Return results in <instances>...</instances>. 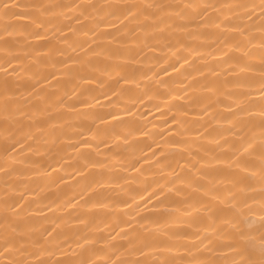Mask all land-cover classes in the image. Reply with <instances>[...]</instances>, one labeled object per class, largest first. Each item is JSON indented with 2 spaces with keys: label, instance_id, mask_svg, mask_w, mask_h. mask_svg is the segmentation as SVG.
<instances>
[{
  "label": "snow or ice",
  "instance_id": "snow-or-ice-1",
  "mask_svg": "<svg viewBox=\"0 0 264 264\" xmlns=\"http://www.w3.org/2000/svg\"><path fill=\"white\" fill-rule=\"evenodd\" d=\"M19 51L32 53L27 59L34 64L26 67ZM0 53V264H264V0L175 5L0 0ZM41 66L54 70L45 74ZM26 73H31L29 81L21 83ZM63 77L79 83L66 90ZM177 80L184 94L169 89L168 99L187 97L189 103L165 105L175 113L165 125H176L168 131L184 139L161 134L164 146L153 141L139 156L118 151V163L99 159L102 146L111 142L126 150L136 132L149 134L134 132L116 112L91 110L118 107L131 91L128 85L146 89L142 82L153 81L169 88V81ZM194 91L211 95L189 97ZM222 96L230 102L225 104ZM135 111L126 106L123 114ZM157 111L162 112L159 105ZM188 116L196 119H183ZM206 117L227 127L213 129V135ZM65 140L84 161L75 170L78 176L100 171L79 199L45 205L49 212L64 214L45 217L51 227H37L26 214L28 196L36 195L29 185L33 177L52 178L63 171L65 157L56 159L55 153L46 168L34 171L39 164L27 154L40 155L42 142ZM93 147L95 156L80 151ZM165 147L183 151L166 155ZM153 167L160 179L140 180ZM128 172L138 176L124 175ZM57 179L65 183L64 176ZM129 180L142 184L135 195L105 194L118 189L119 197ZM189 209L201 214L197 220L183 218ZM72 224L84 228L73 230ZM173 225L178 227L173 230ZM225 236L232 242L219 243ZM222 248L235 255H211Z\"/></svg>",
  "mask_w": 264,
  "mask_h": 264
},
{
  "label": "bare ground",
  "instance_id": "bare-ground-1",
  "mask_svg": "<svg viewBox=\"0 0 264 264\" xmlns=\"http://www.w3.org/2000/svg\"><path fill=\"white\" fill-rule=\"evenodd\" d=\"M24 2H32V0H24ZM40 2L44 3H63V4H72L74 2L79 3H86L89 2V0H40ZM91 2L98 3V4H110V3H120L123 2V0H91ZM140 2H145V0H140ZM148 3H162L166 5H175L180 4L184 2H188V0H146ZM196 2L203 3V2H211L214 4H220V3H227V2H237V0H196ZM258 3L259 0H256ZM69 15H72V13H69ZM198 22V19L195 21ZM258 23V22H257ZM258 35V33H257ZM16 39H21L17 37ZM87 39V37H85ZM194 44H200L201 41H193ZM19 48H23V44L18 45ZM134 47V46H133ZM2 54V53H0ZM16 54L20 55L22 58L25 59V66H31L34 64V61L28 60V55H33L32 53L25 54L24 51H19ZM149 55H156L159 56L160 53H149ZM65 57L57 56L56 59H64ZM210 62L211 58H210ZM18 67V65H17ZM161 67H164V65H161ZM36 69H33L35 71ZM51 67H43L41 66L40 71L44 72L45 74L48 71H53ZM24 76L23 81L21 83H26L29 81V77L31 76V73L22 74ZM162 75V74H161ZM165 80H168V77H164ZM201 79V78H198ZM228 79H233V77H228ZM62 80L66 81L67 83L64 84V88L66 90H71L74 84L79 83V81H69L68 77H63ZM143 84L147 85V88H136L135 85H128L127 88L131 89L130 92H126L122 99L118 100V107H99L92 109L91 111H95L100 115H106L108 112H116L120 120L123 122L124 125L130 126V129L135 132L136 129L142 130L147 132L148 136L140 135L138 132H136L133 137L131 138V147L127 148L126 150L124 148L117 149L115 147V144L109 143L108 147H101L100 151L103 153L99 157V159H109L113 163H118V159H116V153L119 151L122 153L123 156H131L132 152L135 151L136 155L139 156L142 153L140 152V149H143L144 152H147V144H151L153 141H155L157 144H160L161 146L165 145V140L161 139V134H164V136L171 140H183L184 137H177L175 135V132H169L168 128L175 129L176 125H165V120L171 119V116L175 113H168L167 108H165V105L167 104H175L177 106L181 105H187L189 103L187 97L185 100H169L168 99V91L169 89H172L175 91L176 95H183V87L184 84L177 80L175 83H172L169 81V88H161L158 85H156L153 81H143ZM85 87L96 89L97 85H85ZM23 90V89H22ZM228 91H245L246 89H239V88H233L229 87L227 89ZM50 91H57L56 89H50ZM145 92L148 93V95H145ZM210 93L201 92V91H194L189 92V97H204L209 96ZM152 96L151 99L148 97ZM67 99V98H66ZM113 99H117L113 97ZM142 100V102H139ZM221 100H223L226 103H229L226 99V97L222 96ZM74 102V101H69ZM105 105L108 104V101H102ZM160 106L162 112L165 114L164 118L161 119L162 112L157 111V106ZM132 107L135 111L134 115H125L123 114L124 108ZM199 108H193L191 111L198 112ZM64 111V110H62ZM81 111H89V109H81ZM218 112L226 113L227 109L225 107H217ZM183 119L186 120H192L196 119V117L188 116L183 117ZM206 122H210L212 124V128L209 129V131L212 132L213 135H216V133L213 131V129L216 128H222L227 127V125L221 124L217 125L214 122H211L209 118H205ZM32 123H35V121H32ZM76 124H83L85 126L90 125V120H77L74 121ZM99 123V122H97ZM115 123V122H112ZM100 127H104V125H99ZM35 130V129H33ZM68 135H72V131L70 129H66ZM256 134H259V130H254ZM223 141H221L222 143ZM69 141L65 140L63 143L57 142V144H52L49 142H42L41 147V154L40 155H34L32 153H28L27 157L31 160L37 162L39 164L38 168H34V171H40L43 168L47 167L48 163H51V160L49 157L53 156L55 153H59V155H56L55 158L59 159L60 156H64L65 159L61 161V163L64 166V170L58 173H54L52 178H49L47 175L43 176H37L33 177V180H35V183H32L29 185V188L36 193V195H30L28 196L29 205L27 206V215L32 218L33 223L37 227H51L50 223L45 219V217L48 218H54L58 215H63L64 213L61 212H49L45 208V205L51 204L53 201L57 203H62L66 199H71L75 197L76 199L80 198V194L84 192V189L87 187V185L96 177V174L100 171L99 169H91L89 174L87 176H78L76 174V169L83 167V159H79L78 153L73 151L71 147H69ZM74 143V141H72ZM116 143H122L120 141H117ZM203 143H208V141H203ZM153 147H155V144H153ZM82 153H88L91 152L95 156L96 149L93 147L92 149H81ZM159 151V149H157ZM165 154L168 153H178L182 152L183 149H171L168 147L164 148ZM46 153V154H45ZM150 155V153H149ZM176 159H179V157H175ZM187 158V157H186ZM163 159V157H161ZM2 162V160H0ZM183 161L181 160V164ZM176 165L173 163V167ZM17 167H24L23 165H17ZM145 169L149 168V165L144 166ZM220 167H224V165H220ZM116 171H119V169H116ZM159 172L158 168L153 167L150 172L146 171L145 175L143 177H140V180L147 181L148 183H152L153 180L160 179L159 175H156V173ZM124 175H127L129 177L131 176H138L136 173L128 172L124 173ZM58 176H64L65 177V183H60L57 179ZM75 176V179H72V177ZM170 178V177H169ZM179 187H183V185H178ZM142 188V184L137 182H133L129 180L128 184L125 185V192L121 193L119 197H117L116 192L119 190L117 189L115 192L111 190H104L106 195H110L113 198H123L128 199L130 196L135 195L137 190H140ZM177 199H180L178 197ZM139 202V201H137ZM83 203V201H81ZM252 207H258V205L252 204ZM121 210H123L121 208ZM85 211V210H81ZM96 212H99L100 210H93ZM190 215H186L183 218L188 221H195L198 219V217L201 215L199 212L195 211L194 209H189ZM256 218H259V214H256ZM97 223H99V220H97ZM173 230H175L176 225L171 226ZM183 227H186L183 226ZM222 228L227 227L226 225H221ZM77 228H84V225H77L72 224L71 229L75 230ZM195 230V225L192 229ZM71 234V233H70ZM103 235H106V233H101ZM257 243L259 242V237L257 236ZM232 241L225 236L222 240L219 241L221 244H229ZM98 247H103V244L98 245ZM211 255L213 256H220V257H233L235 253L231 250H228L226 248H222L219 250H214ZM132 259H135L136 257H131ZM237 260H240V257H236Z\"/></svg>",
  "mask_w": 264,
  "mask_h": 264
}]
</instances>
